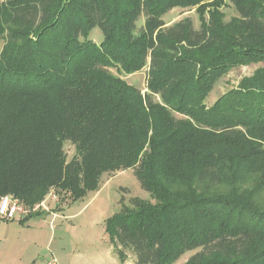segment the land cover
<instances>
[{
  "label": "trees",
  "instance_id": "trees-1",
  "mask_svg": "<svg viewBox=\"0 0 264 264\" xmlns=\"http://www.w3.org/2000/svg\"><path fill=\"white\" fill-rule=\"evenodd\" d=\"M176 8L195 9L200 29L167 26ZM263 61L264 0H0V201L78 202L134 170L151 200L107 222L121 264L188 252L185 264H264L254 192L217 189L247 174L264 184V69L206 103L233 68ZM146 68V94L111 72Z\"/></svg>",
  "mask_w": 264,
  "mask_h": 264
},
{
  "label": "rangeland",
  "instance_id": "rangeland-1",
  "mask_svg": "<svg viewBox=\"0 0 264 264\" xmlns=\"http://www.w3.org/2000/svg\"><path fill=\"white\" fill-rule=\"evenodd\" d=\"M223 12L226 22L238 17L233 7L224 8ZM184 18H191L195 29H200L195 9L176 8L163 20L167 26H171ZM91 35L96 41L103 40L99 29L93 30ZM260 69H264V61L233 68L215 85L207 99V106L214 105L223 95L236 89ZM147 71L148 68L133 75H125L111 70L115 76L142 91V94L147 93ZM65 151L70 162L76 151L69 143L65 145ZM259 177V174H247L235 185L224 183L217 189L220 193L231 192L234 188L240 192L253 191L254 201L264 208V184H260ZM54 193L57 200L48 201V210L32 213L30 217L34 218L27 222L0 218V264H49L53 259L58 264H121L107 232V222L120 214L124 207L130 208L133 199L151 200L134 170L104 176L100 190L78 202L69 194L59 191ZM193 254L186 253L174 264H185ZM128 257L125 264H136L131 254Z\"/></svg>",
  "mask_w": 264,
  "mask_h": 264
},
{
  "label": "built area",
  "instance_id": "built-area-1",
  "mask_svg": "<svg viewBox=\"0 0 264 264\" xmlns=\"http://www.w3.org/2000/svg\"><path fill=\"white\" fill-rule=\"evenodd\" d=\"M53 190L48 197L40 204L34 207H26L18 199L7 196L0 201V218L6 221H14L17 219H26L32 213H39L42 210H48V201L57 200V196ZM49 264H58L56 259H53Z\"/></svg>",
  "mask_w": 264,
  "mask_h": 264
},
{
  "label": "crops",
  "instance_id": "crops-1",
  "mask_svg": "<svg viewBox=\"0 0 264 264\" xmlns=\"http://www.w3.org/2000/svg\"><path fill=\"white\" fill-rule=\"evenodd\" d=\"M20 221H23L24 219H19Z\"/></svg>",
  "mask_w": 264,
  "mask_h": 264
}]
</instances>
